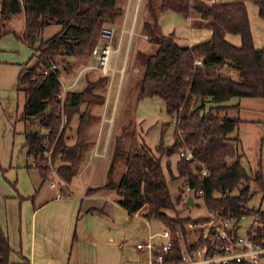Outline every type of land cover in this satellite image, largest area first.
<instances>
[{"label": "trees", "instance_id": "trees-1", "mask_svg": "<svg viewBox=\"0 0 264 264\" xmlns=\"http://www.w3.org/2000/svg\"><path fill=\"white\" fill-rule=\"evenodd\" d=\"M118 1L0 0V22L23 14L24 29L18 38L34 49V63L25 65L17 77V91L24 97L21 120L38 128L25 132L23 145L41 182L50 177V159L64 183L59 188L60 196L70 193L68 185L77 172L85 144L91 99L104 102L96 91L107 88L109 76L98 71L100 77L91 81L85 73L83 88L67 90L62 96L60 79L72 76L69 69L90 52L103 24L122 14ZM247 2L258 7L264 20V0H161L158 9L148 4L151 20L144 21L143 29L156 48L151 53H137L144 67L137 85V101L155 96L165 101L175 124L174 143L165 145L162 141L155 152L146 143L132 141L124 149L123 140L128 136L124 129L115 138L108 180L101 188L115 191L117 202L129 215L147 208V219L160 220L170 230L172 246L162 255L164 264H182L185 250L196 249L189 246L188 226L203 221L179 216L169 186L171 179L183 177L184 184L196 192L194 202L202 191L200 197L208 210L221 211L226 218L238 221L252 196L250 182L264 184L262 169L254 177L250 175L243 165L240 139L230 136L241 121L220 115L239 108L226 105L232 98L264 100V49L255 46ZM165 11L198 15L211 37L190 46L180 44L175 34H162L159 15ZM51 25L60 29L35 45ZM229 34L240 36L241 45L230 43L226 39ZM225 67L236 77L223 72ZM70 130L74 134H69ZM181 150L192 157L179 155L173 168L170 158ZM44 151H50L49 157L43 155ZM119 159L124 161L125 170L116 180L114 166ZM96 190L89 188L87 193ZM183 206L191 208L187 202ZM256 216L264 224V212L257 211ZM255 240L264 244V230L259 229ZM11 252L7 233L0 224V264H12ZM21 264L29 263L24 259Z\"/></svg>", "mask_w": 264, "mask_h": 264}, {"label": "rangeland", "instance_id": "rangeland-1", "mask_svg": "<svg viewBox=\"0 0 264 264\" xmlns=\"http://www.w3.org/2000/svg\"><path fill=\"white\" fill-rule=\"evenodd\" d=\"M160 2L161 0H119L118 6L122 10V14L117 16L113 22L108 21L103 24V26L114 29L113 44L114 46L120 45L119 56L113 64L117 71L114 75H108L109 84L106 89L103 87L96 91L97 95L104 97V102L99 98L91 99L92 105L86 125L85 144L82 145L77 172L69 184L71 188L69 196L80 200V195H91V197L83 199L80 216L87 208H102L106 202L103 209L111 218L80 217L77 225L79 239L74 244L73 257L75 255L78 257L88 256L91 250L96 249L91 242L103 243L107 241L108 238L105 235L109 226L111 227V222L113 223V217L116 220L113 229L119 240L117 242L126 244V260L149 264L148 251L139 255L137 246L145 244L151 234L156 235L153 240L155 245L160 246L166 243V240L161 237V234L167 230L163 222L150 220V226H148L144 221L147 208L140 211V218H135L130 222L126 212L113 203V198H117L116 192L101 188L108 180L115 138L121 135L124 129L128 131V136L123 140L124 149L129 148L132 141L146 143L154 151L162 141L165 145L174 143L175 124L166 111L165 101L156 96L137 101V85L144 72V67L137 60V53L140 51L151 53L156 48L149 42L143 29V23L146 20H151L148 4L151 3L158 9ZM247 10L254 43L260 49H264V20L259 16L258 7L254 3L247 2ZM190 16V20H187L186 15L181 13L162 12L159 15L161 33L164 35L175 34L178 42L182 45L207 40L209 31L205 27V22L196 14H190ZM59 29L60 27L57 25L46 27L35 45L41 40L49 38ZM15 31L20 37L21 25L16 27ZM34 61V49L13 33L0 37V184L7 193L17 195V198L13 197L14 201L10 202V210L14 209L15 214L21 209L25 214L27 210L39 207L43 199L55 198L56 194L60 192V186L64 184L53 170L50 159H48L51 167L50 177L41 182L32 165V158L27 155L26 147L23 145L25 132H31L38 128L37 126H27L21 120L24 97L21 92L17 91V77L25 65H31ZM77 64L76 66L72 65V69H69L68 72L72 75L69 79H60L61 96L67 91L62 90V85L69 89L68 87L75 80L76 84L69 90L80 91L84 86L83 75L85 73H88V78L91 81L100 77L99 70L95 68L96 60L92 58L89 51L83 61H78ZM222 71L236 77V74L231 72L228 67L223 68ZM226 105L239 106L237 110H230L220 115H227L229 118L241 121L230 136L240 139L244 152L243 165L253 177L261 168L264 180V100L232 98ZM166 124L168 126H165ZM68 133L74 134V131L70 130ZM43 155L49 157L50 151L47 155ZM179 155L181 152L170 158L173 168ZM167 160V156H164L163 161ZM124 170V161L119 159L115 162L113 178L118 180ZM51 182L55 184L54 187L50 186ZM184 183L183 177L171 179L169 182L179 216L193 220L207 219L208 211L201 197L195 198V206L188 210L184 209L183 194L187 186ZM250 186L252 196L245 204V215L238 222L239 235L242 237H247L250 228L256 221H259L256 212H264V184L261 186L256 180H252ZM89 188H98V190L87 193ZM179 197H181L180 203L177 202ZM61 198H68V196L61 195ZM169 214L174 216L173 212H169ZM2 218L0 217V222H2ZM13 218L15 215L13 217V213H11L12 231L18 227V221L15 220L12 223ZM83 226H89L90 229L97 227L100 231L103 230L105 235L98 237L89 234L90 238L83 236ZM181 235V233H177L178 237H182ZM188 235V240L192 243L194 237L190 233ZM181 242L183 244V239ZM100 246L101 249H106L104 245L100 244ZM259 264H264V258Z\"/></svg>", "mask_w": 264, "mask_h": 264}, {"label": "crops", "instance_id": "crops-1", "mask_svg": "<svg viewBox=\"0 0 264 264\" xmlns=\"http://www.w3.org/2000/svg\"><path fill=\"white\" fill-rule=\"evenodd\" d=\"M20 25L21 36L24 29L23 14L12 16L8 21L0 22V37L11 33L19 37L16 34L15 28ZM210 37L211 32L209 31L207 40ZM239 38L240 36L237 35L229 34L226 36V39L235 46L241 45V38ZM197 43L199 42L195 44ZM195 44L189 45L192 46ZM256 48L260 49L258 46H256ZM68 187L70 188V185H68ZM57 195L58 193L55 198L43 199L39 207L27 210L25 214H23L22 209L15 214L14 209L12 211L10 210V202L14 201L12 199L17 195H11L10 192L7 193L0 184V208H2L0 217H3V223L0 222V224H2L1 226L7 233L9 245L12 249L9 257L12 264L24 263V259L29 264H141L140 261L131 262L125 259L126 244L117 242L119 240L114 234L113 229V226L116 225L114 217L112 218L113 223L111 222V227L109 226L106 231V235L103 230L100 231L97 227L90 229L89 226H83V236L90 238L93 235L98 237L105 235L108 240L103 243L97 241L91 242L96 249L91 250L88 256L78 257V255H75V257H73L74 244H76L79 239L77 235V225L80 217L85 218L90 216L106 219H110L111 217L103 209V207L106 206V202L102 208H87L84 214L80 216L83 199L91 197V195H80V200L70 198V193L67 195L68 198L64 199H62L60 195ZM113 203L121 207L116 197L113 198ZM122 209L126 212L130 222L135 220V218L141 217L140 212L129 215L124 208ZM11 213H13V217L15 215L16 218H13L12 223H14L15 220L18 221V227H16V230L13 229V231L11 230L12 224L10 223ZM144 221L150 226L149 219L144 217ZM153 236L154 238L152 241L155 239L156 235ZM161 237L167 242V239L164 238L162 234ZM88 243H90L89 240ZM100 244L104 245L106 249H101ZM145 252V250L138 249L139 255ZM149 264H156L151 263L150 255Z\"/></svg>", "mask_w": 264, "mask_h": 264}, {"label": "built area", "instance_id": "built-area-1", "mask_svg": "<svg viewBox=\"0 0 264 264\" xmlns=\"http://www.w3.org/2000/svg\"><path fill=\"white\" fill-rule=\"evenodd\" d=\"M191 16L187 15L186 19L190 20ZM115 31L114 29L102 26L99 29L96 44L90 50V55L96 60V69L104 75H114L117 71L114 68V61L119 56L120 45L114 46ZM201 64V62H198ZM92 68V67H88ZM76 80L68 87L69 89L76 84ZM62 85V90H69ZM48 151L43 154L47 155ZM181 155L192 157L188 151H181ZM206 174V171H203ZM54 187L53 182L50 183ZM199 197L202 191L197 193ZM196 195V192L190 186H186L183 194L184 202H187L189 196ZM59 196V194L57 195ZM207 219L192 223L188 226V232L194 237L189 246H196L192 252L185 250L184 262L182 264H259L264 258V244L255 240L259 229L264 230V224L256 221L250 228L247 237L239 235L238 220L233 217H225L221 211L216 212L208 210ZM162 236L167 239L163 245L157 246L153 243V235L145 244L137 246L140 250L148 251L151 263L164 264L163 253L171 249L172 235L167 228L162 233ZM185 247V246H184Z\"/></svg>", "mask_w": 264, "mask_h": 264}, {"label": "water", "instance_id": "water-1", "mask_svg": "<svg viewBox=\"0 0 264 264\" xmlns=\"http://www.w3.org/2000/svg\"><path fill=\"white\" fill-rule=\"evenodd\" d=\"M187 203L189 204L190 207L195 206V202H194L192 196H189V197H188V199H187Z\"/></svg>", "mask_w": 264, "mask_h": 264}]
</instances>
